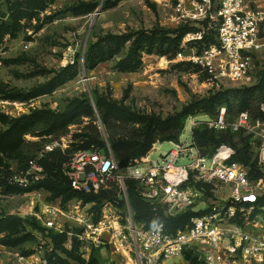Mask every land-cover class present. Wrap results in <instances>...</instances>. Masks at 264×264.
Segmentation results:
<instances>
[{"label": "built area", "instance_id": "2783aa9c", "mask_svg": "<svg viewBox=\"0 0 264 264\" xmlns=\"http://www.w3.org/2000/svg\"><path fill=\"white\" fill-rule=\"evenodd\" d=\"M176 1L175 10L183 18L206 21L205 28L215 32V43L200 53L179 51L176 56L201 68L207 80H243L254 68L253 56L264 52V0H191L190 9L184 0ZM204 31L192 36L199 39ZM199 124L208 130L229 129L248 136L258 175L252 177L248 166L231 160L229 145L220 144L204 153L192 137V129ZM169 143L172 148L168 151L155 157L148 152L123 168H118L108 147L106 152L77 149L61 170L72 189L97 193L106 189L121 169L137 182L140 196L158 205L165 215L187 210L201 213L190 217L184 228L169 233L162 223L149 229L136 225L125 202V222L102 212L93 223L92 213L86 218L78 214L74 221L84 232L76 236L82 240L89 232L91 241L105 239L115 252H132L135 264H165L184 249H190L204 264H264V117L252 120L247 112H241L234 120H227L226 108L221 106L210 118L188 116L179 139ZM56 148L64 149V145L57 140L45 142L24 167L11 169L9 182L28 185L41 180L44 171L37 160ZM116 184L125 199L124 181ZM220 190L223 197L216 196ZM43 207L42 213H50V209L62 213L54 205ZM42 213L33 215L39 223H43ZM43 226L53 228L50 217ZM17 259L21 264H53L32 255H18Z\"/></svg>", "mask_w": 264, "mask_h": 264}, {"label": "rangeland", "instance_id": "374dc122", "mask_svg": "<svg viewBox=\"0 0 264 264\" xmlns=\"http://www.w3.org/2000/svg\"><path fill=\"white\" fill-rule=\"evenodd\" d=\"M104 1H49L35 17L30 20L22 19L21 26L14 36H4L0 44V113L13 118L38 108L62 111L73 99L86 97L91 103L93 95H101L128 106L133 111L166 117L215 92L254 86L260 72L264 71V52L253 56V70L240 81H231L227 78L207 80V75L201 68L181 60L176 56L177 52L165 55L157 52H142L141 65L137 70L121 72L117 70L115 63L126 49H122L105 61L98 62L92 68H85L82 59L85 47L97 36L106 33L123 34L138 30L149 31L153 28L172 30L187 25L204 29L211 36L214 34L213 30H207L202 22L183 18L175 10L176 0ZM184 1L186 9H190L191 0ZM79 2L94 3L96 8L87 14H72L69 8ZM0 12H6L4 0L0 1ZM193 34L190 31L182 37L177 51L186 54L198 50ZM68 64L75 68L74 76L57 85L50 93L26 101L3 96V93L11 89L26 91L43 83ZM231 96L230 93V98ZM93 115L97 117L94 108ZM189 116L202 120L209 117L200 111H195ZM86 122V117H80L76 122L69 124L54 140L62 143L64 148H72L70 146L72 135L79 132ZM94 123L101 135L105 136L101 123L97 120ZM4 127L5 125L0 123V129ZM111 127L110 131L113 133L128 135L136 125L133 127L132 124L116 121ZM48 137L51 136L25 134L24 143L18 151L19 156H5L0 153V176L5 178L8 169H16L25 159L37 155ZM171 148V143L157 141L151 144L144 155L150 152V156L155 157ZM128 178L124 171L119 169L106 189L113 187L118 189L116 184L118 180L125 181ZM216 194L218 197L224 196L222 190L217 191ZM122 198L123 195L119 193L117 199ZM207 199H211L210 196ZM44 204L54 205L62 213L54 209H50V213H42ZM95 205V202H83L79 198H72L62 203L59 197L50 199V193L41 188L14 193L5 191L0 185V217L16 215L34 218V213H42L43 225L45 219L50 217L52 227L62 229V233H66L65 248L70 249L72 239H76V253L84 260L87 261L92 257L94 264H135L132 252L125 255L115 252L105 239L91 241L89 232H87L88 237L82 240L76 236L84 232L80 224L74 221V217L78 214L86 215V218L92 213L90 221L93 223L101 218L102 212L125 222L128 215L125 205L119 206L117 201H103L98 208H94ZM41 223L45 234L49 229L56 232L55 228L45 227ZM134 223L143 229L154 226L146 228L142 222L134 221ZM187 224L185 223L182 228ZM24 231H30L32 238L16 246L0 243V264H21L17 259L18 255H32L46 259L51 256V246L46 236L28 227ZM57 254L65 258L62 253ZM70 263L75 264L73 261ZM165 264H189V261L182 251L180 255L168 259Z\"/></svg>", "mask_w": 264, "mask_h": 264}, {"label": "trees", "instance_id": "16d2710c", "mask_svg": "<svg viewBox=\"0 0 264 264\" xmlns=\"http://www.w3.org/2000/svg\"><path fill=\"white\" fill-rule=\"evenodd\" d=\"M1 1V0H0ZM6 12H0V44L5 35L14 36L21 26V20H30L45 8L49 1L55 0H4ZM109 0H105L107 2ZM96 8L94 3L79 2L69 8L72 14H87ZM204 27L206 21H202ZM200 28L182 25L176 29L165 30L153 28L149 31H131L123 34L106 33L97 36L85 47L82 59L83 67L92 68L98 62L105 61L122 49H126L118 58L115 66L118 71L131 72L137 70L141 65V53L157 52L160 55L175 53L182 37L188 33H196ZM213 36L204 31L201 38L195 39L200 53L203 47L215 43V32ZM189 63V62H188ZM75 74V68L68 64L56 71L52 77L43 83H39L26 91L14 90L3 93L5 98L26 101L39 95L50 93L57 85ZM230 93L232 94L230 98ZM226 108L227 120H234L241 112H247L252 120L264 117V71L260 72L259 79L254 86L236 89L233 91H218L205 99L192 102L177 112L166 117L155 114L139 113L131 110L128 106L121 105L101 95H93V101L83 97L73 99L62 111H54L48 108L33 109L29 113L9 118L0 113V123L5 125L0 129V153L5 156H19V149L24 143V135L51 136L47 141L54 140L71 123L80 117H86L87 122L81 130L71 137L70 147L64 149L56 148L44 153L37 163L43 168L44 177L32 184L18 185L9 182L10 169L6 177L0 176V185L8 192L23 193L33 189H43L50 193V199L60 198L62 203L72 198H79L83 202H95L94 208H98L103 201L118 202V205L129 207L134 221L142 222L144 226L150 227L162 223L166 232L174 233L182 229L190 217L201 212L190 210L178 215H165L158 205L145 201L139 194L138 184L134 179L128 178L124 181L125 199H117L122 192L116 187L100 190L97 193H86L71 188L67 177L63 174L62 164L68 160L70 154L77 149H101L110 153L117 163L118 168H123L146 153L154 142H176L183 132L186 119L189 115L200 111L213 117L219 107ZM93 108L97 117L93 115ZM208 118V117H207ZM97 120L103 127L105 136H102L94 121ZM119 121L129 123L134 127L128 135H120L110 131L111 125ZM194 143L206 153L212 151L220 144L229 145L233 154L231 160L238 161L249 167L252 177L258 175L257 158L249 149L248 136L241 131L232 132L229 129L223 131L208 130L202 124L192 129ZM45 143V142H44ZM35 155L25 159L17 168L24 167L28 160ZM118 190V191H117ZM35 230L48 239L51 246L48 261L53 264H94V259L84 260L77 251V242L73 238L70 249L65 248L66 233L47 230L32 217H19L6 215L0 217V243L7 246H16L32 238L30 231ZM62 253L60 257L57 253ZM189 264H204L190 249H184Z\"/></svg>", "mask_w": 264, "mask_h": 264}, {"label": "water", "instance_id": "95a60500", "mask_svg": "<svg viewBox=\"0 0 264 264\" xmlns=\"http://www.w3.org/2000/svg\"><path fill=\"white\" fill-rule=\"evenodd\" d=\"M98 13V11L96 12V14Z\"/></svg>", "mask_w": 264, "mask_h": 264}]
</instances>
